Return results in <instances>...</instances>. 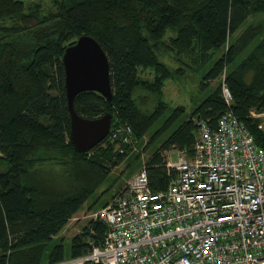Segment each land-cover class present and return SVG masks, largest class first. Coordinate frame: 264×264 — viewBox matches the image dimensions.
<instances>
[{"label": "trees", "instance_id": "trees-1", "mask_svg": "<svg viewBox=\"0 0 264 264\" xmlns=\"http://www.w3.org/2000/svg\"><path fill=\"white\" fill-rule=\"evenodd\" d=\"M260 13L264 0H0V264L59 262L104 245L108 225L99 218H89L68 248L52 242L129 151L114 153L111 131L131 126L139 143L169 107L166 82L183 76L185 66L199 65L207 87L234 65L226 73L233 103H226L221 85L213 87L165 137L146 166L152 188H166L175 174L168 172L167 151L178 147L193 154L199 122L216 127L228 109L264 146V130L250 115L264 112V31L249 24ZM85 34L108 56L113 96L80 92L74 108L91 119L113 116L108 136L81 152L70 139L63 55ZM140 87L156 94L152 112L136 100ZM179 110L181 105L170 113L172 121Z\"/></svg>", "mask_w": 264, "mask_h": 264}, {"label": "built area", "instance_id": "built-area-1", "mask_svg": "<svg viewBox=\"0 0 264 264\" xmlns=\"http://www.w3.org/2000/svg\"><path fill=\"white\" fill-rule=\"evenodd\" d=\"M110 138L121 152L134 145L128 125ZM167 167L166 188L153 189L143 167L90 215L108 225L104 245L56 264H264V146L248 125L231 109L216 127L200 121L193 154L172 147Z\"/></svg>", "mask_w": 264, "mask_h": 264}, {"label": "rangeland", "instance_id": "rangeland-1", "mask_svg": "<svg viewBox=\"0 0 264 264\" xmlns=\"http://www.w3.org/2000/svg\"><path fill=\"white\" fill-rule=\"evenodd\" d=\"M250 23L254 25L260 24L262 26V30L264 31V13L251 17L249 20V24ZM244 28H241L231 37V40L227 43V47L230 46L233 39L238 38L243 33ZM222 51L223 53L225 52L224 49H222ZM248 52L249 49L244 51L242 53L243 56H246ZM220 55H222V52L216 53V57H219ZM166 59L172 67H176L177 64L174 61L169 60L168 58ZM187 62L191 63L190 60H187ZM238 63H240V61ZM185 67L186 70L183 76L169 79L166 82L164 99L167 101L169 107L166 111L164 110V113L157 125L150 133L144 136L139 143L134 141V145L129 143V145L125 147L126 149H130L128 152L125 151V154L123 153L122 161L112 169L108 178L100 185L99 189L83 206V208L73 218H71L69 223L55 237V241L52 243L61 242L66 245V248H68L73 236L82 230V227L86 225L89 218H91L90 215L110 202L115 197L116 192L121 187H124L133 175L138 172V170L148 165L149 158L160 148L165 140V137L172 133V131L175 130V128L178 127L182 121L189 119L190 115L204 102L205 98L213 90L212 88L221 85L222 90L224 89V83H226V73L230 71L234 65L226 67L223 75L215 80H212L210 85L207 87H204L202 84L203 73L202 69H198L199 65L191 68L189 66ZM145 75L152 77L153 73H150V71L147 70ZM251 79V75H248L247 81L250 82ZM155 95V93L147 90L146 88L140 87L136 92V100L143 110L152 112L158 103ZM180 105L183 110L177 111V116L179 117L177 121H172V114L170 116V113L172 110H176ZM251 111L253 112V110ZM252 112H250L251 116L260 121L264 119V114L259 116L255 115V113L253 114ZM173 113H175V111ZM167 124L168 126L165 128ZM118 151L120 152L119 145L118 143H115L114 153H117ZM176 155L177 154L175 153V156ZM175 156L174 158L176 159ZM91 204L93 207H90ZM56 263L57 262H45V264Z\"/></svg>", "mask_w": 264, "mask_h": 264}, {"label": "water", "instance_id": "water-1", "mask_svg": "<svg viewBox=\"0 0 264 264\" xmlns=\"http://www.w3.org/2000/svg\"><path fill=\"white\" fill-rule=\"evenodd\" d=\"M63 62L71 111L70 139L78 151L86 152L108 136L113 115L107 112L94 119L84 117L75 110L74 99L80 92L90 90L112 98L109 59L101 44L85 34L67 46Z\"/></svg>", "mask_w": 264, "mask_h": 264}, {"label": "bare ground", "instance_id": "bare-ground-1", "mask_svg": "<svg viewBox=\"0 0 264 264\" xmlns=\"http://www.w3.org/2000/svg\"><path fill=\"white\" fill-rule=\"evenodd\" d=\"M116 141V140H115ZM121 146V145H120ZM51 263V262H50Z\"/></svg>", "mask_w": 264, "mask_h": 264}]
</instances>
